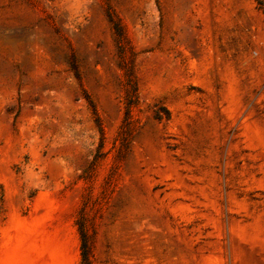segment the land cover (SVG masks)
<instances>
[{
  "label": "rangeland",
  "instance_id": "rangeland-1",
  "mask_svg": "<svg viewBox=\"0 0 264 264\" xmlns=\"http://www.w3.org/2000/svg\"><path fill=\"white\" fill-rule=\"evenodd\" d=\"M0 185V264H264V0H0Z\"/></svg>",
  "mask_w": 264,
  "mask_h": 264
},
{
  "label": "trees",
  "instance_id": "trees-1",
  "mask_svg": "<svg viewBox=\"0 0 264 264\" xmlns=\"http://www.w3.org/2000/svg\"><path fill=\"white\" fill-rule=\"evenodd\" d=\"M108 20L111 24L116 42L117 54L119 57L118 65L122 69L123 75V87H124V111L123 117L121 119L119 131L117 133L118 139L122 145H126L131 133V115L130 108L137 101V92H136V81L133 73V59L134 52L131 49V46L128 42L126 33L122 24L118 21L115 15L109 10H106ZM69 66L73 70V73L76 78H79V74L76 68L73 57H69ZM96 163V158L91 161V166H94ZM4 199L3 189L0 185V206ZM85 213L84 210L81 211V214ZM78 227V233L80 238V254H81V263L90 264L89 257V235L86 231L85 221L80 218L76 222Z\"/></svg>",
  "mask_w": 264,
  "mask_h": 264
}]
</instances>
